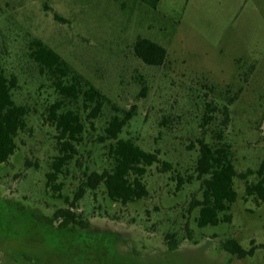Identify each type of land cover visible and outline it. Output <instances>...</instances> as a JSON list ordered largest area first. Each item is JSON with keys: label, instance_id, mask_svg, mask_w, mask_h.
I'll list each match as a JSON object with an SVG mask.
<instances>
[{"label": "rangeland", "instance_id": "rangeland-1", "mask_svg": "<svg viewBox=\"0 0 264 264\" xmlns=\"http://www.w3.org/2000/svg\"><path fill=\"white\" fill-rule=\"evenodd\" d=\"M137 37L166 48L162 65L134 56ZM34 39L106 96L95 118L88 115L93 104L74 105L83 130L73 157L52 182L59 190L46 184L60 147L47 118L58 95L29 57ZM0 61L6 76L16 78L13 99L28 108L17 148L0 164V264H12L9 255L19 264L61 256L54 239L38 240L39 231L73 237L56 231L57 222L44 221L61 207L86 223L87 253L96 264H264V204L245 191L256 174L234 178L230 222L198 227L193 207L202 194L194 173L198 138L215 142L223 129L237 173L253 171L264 160V0H0ZM234 95L223 124V105ZM208 99L213 109L205 106ZM132 105L135 115L120 137L156 152L159 162L142 177L147 195L121 203L102 184L90 189L83 181L85 173L111 167L104 128ZM204 113L213 119L201 126ZM179 176L189 182L177 189ZM168 235L177 243L174 250L167 248ZM229 238L253 254L238 258L225 251L222 243Z\"/></svg>", "mask_w": 264, "mask_h": 264}, {"label": "trees", "instance_id": "trees-1", "mask_svg": "<svg viewBox=\"0 0 264 264\" xmlns=\"http://www.w3.org/2000/svg\"><path fill=\"white\" fill-rule=\"evenodd\" d=\"M54 16L61 19L56 14ZM28 48L29 57L38 65L39 71L48 76L58 95V99L48 106L47 118L58 132L56 136L60 147L59 153L52 163L51 171L46 174V184L52 189L59 190V185L52 182L61 171V167L73 157L74 144L80 142L79 136L83 130L80 114L73 107L79 101L87 106L93 104L88 115L95 118L99 115L106 96L93 84L82 80L81 76L42 40H31ZM132 51L135 57L149 66H160L167 57V50L164 46L145 37H137L134 40ZM15 86L16 78L6 76L0 61V164L7 162L15 152L17 148L15 138L26 126L28 108L24 104H17L13 99L12 90ZM234 98L236 95L227 98V104L223 105L225 114L223 124L228 119V106L232 104ZM205 106L213 109L209 99L205 101ZM134 115L135 107L132 105L121 115L114 114L110 118L104 128L102 141H109L107 155L111 160V167L100 172L85 173L83 181L84 186L90 189H96L102 184L109 198L121 203L132 202L147 195L142 177L148 167L159 162L156 152L146 151L131 139L120 137L124 126ZM212 119V114L204 113L201 126L207 125ZM197 140L199 153L194 165V173L196 179L200 180L202 194L201 199L194 201L193 207L198 209L195 216L198 227L230 222V208L237 199V192L233 186L236 176L246 179L248 174H256V181L246 184L245 191L248 196H252L257 202L264 204V160L253 171L237 173L232 160L231 144L224 140L223 129L219 130L215 142H206L202 137ZM162 164L164 168L170 167L166 161H163ZM189 179H191L190 176ZM185 181L188 180L180 176L177 177L176 188L179 189ZM82 191L83 187H80L75 199L82 194ZM70 204L73 206V201ZM24 215L27 216L26 223L29 233H34L31 231L32 227L29 226L32 224V219L28 214ZM79 216L70 207H61L54 210L49 218L44 217V221L50 226L57 222L59 229L55 228L56 231H70L73 233V237L67 241L61 237L60 233L45 234L39 231L41 237L39 236L38 240L40 242L46 238L54 239L55 247L64 252L61 256L48 254L44 262L31 256L32 258L28 259L29 262L35 261V264H96L94 257L87 253V244L90 238L83 231L86 223L84 224ZM34 234L36 235V232ZM168 236L169 239H166L167 248L174 250L177 243L170 238L171 235ZM91 237L100 238L94 235ZM33 244L34 242L31 241L28 243L29 246H33ZM222 248L238 258L250 256L254 250L253 248H243L234 238L226 239L222 243ZM9 258H11L12 264H19L15 257L9 255Z\"/></svg>", "mask_w": 264, "mask_h": 264}]
</instances>
